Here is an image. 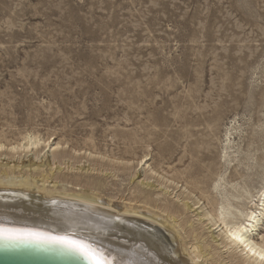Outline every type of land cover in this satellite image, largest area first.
<instances>
[{"label": "rangeland", "instance_id": "rangeland-1", "mask_svg": "<svg viewBox=\"0 0 264 264\" xmlns=\"http://www.w3.org/2000/svg\"><path fill=\"white\" fill-rule=\"evenodd\" d=\"M0 143L12 175L53 171L238 264L206 214L220 178L264 185V0H0Z\"/></svg>", "mask_w": 264, "mask_h": 264}, {"label": "bare ground", "instance_id": "bare-ground-1", "mask_svg": "<svg viewBox=\"0 0 264 264\" xmlns=\"http://www.w3.org/2000/svg\"><path fill=\"white\" fill-rule=\"evenodd\" d=\"M27 140L26 145L23 143V145L11 146L10 149L15 150L18 147L23 149L24 145L31 148L40 143V140L35 137H28ZM226 140L228 142L224 148L229 149L230 139ZM3 146L0 143V148ZM196 157L205 159L204 156ZM209 166L208 170H210ZM0 167H2L0 170V229L41 233L45 236H60L80 241L103 251L112 264H215L216 262L210 261L206 248L198 242L192 245L191 250L183 251L184 243L172 225H168L166 230V227L162 226L161 228L165 227L162 230L154 221H148V219L159 220L154 215H147L144 212L142 214L136 209L125 206L119 207L114 205V202L104 203L102 198L92 195L87 189L81 192L57 189L56 180L53 181L54 187L51 188L46 184L52 178L53 171L50 174L40 173L42 177L38 179L30 173L12 175L15 173L14 167H11L9 163L0 164ZM197 172L202 173V170ZM192 175L193 172L182 171L176 177L188 178ZM217 175L210 176L217 177ZM39 181L42 182L40 186ZM221 181L220 178L213 186V190L219 192L220 198L213 195L208 200L212 203L215 213H207L206 216L210 217L209 220L213 224L219 223L221 226L225 245L239 251H237L240 255L238 264H264V236L260 241L254 238L264 219V185L258 189L254 198H251L253 196L245 189L233 195L226 188L227 183L223 185ZM201 183V180L195 179L191 184L195 188ZM202 192L206 191L202 190ZM230 197H234L237 202L243 197L250 198L248 201L250 206L245 207L240 204L235 206ZM139 214L144 217L135 216ZM172 214L171 212L169 217L173 218V222L177 224ZM237 235L244 240L246 247L233 240L232 237ZM0 245L11 247L27 245L38 249H52L58 253L73 254L84 260L86 264H93L92 259L79 248L57 242L0 238ZM200 258L205 260L200 262Z\"/></svg>", "mask_w": 264, "mask_h": 264}, {"label": "water", "instance_id": "water-1", "mask_svg": "<svg viewBox=\"0 0 264 264\" xmlns=\"http://www.w3.org/2000/svg\"><path fill=\"white\" fill-rule=\"evenodd\" d=\"M0 264H86L73 254L32 246L0 245Z\"/></svg>", "mask_w": 264, "mask_h": 264}, {"label": "snow or ice", "instance_id": "snow-or-ice-1", "mask_svg": "<svg viewBox=\"0 0 264 264\" xmlns=\"http://www.w3.org/2000/svg\"><path fill=\"white\" fill-rule=\"evenodd\" d=\"M117 219H119L117 217ZM0 238L8 239V240H36V241H49V242H57L73 247L79 248L81 252H83L86 256H89L93 264H112V261L108 260L105 257L103 251L93 248L89 244H85L80 241L70 240L67 237L60 236H45L41 233H33V232H23L20 230L13 229H0ZM233 240L237 242V244L245 246V242L240 236L232 237Z\"/></svg>", "mask_w": 264, "mask_h": 264}]
</instances>
